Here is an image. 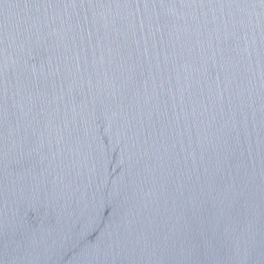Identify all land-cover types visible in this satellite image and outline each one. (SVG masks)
I'll return each instance as SVG.
<instances>
[{
    "label": "water",
    "instance_id": "95a60500",
    "mask_svg": "<svg viewBox=\"0 0 264 264\" xmlns=\"http://www.w3.org/2000/svg\"><path fill=\"white\" fill-rule=\"evenodd\" d=\"M0 264H264V2L0 0Z\"/></svg>",
    "mask_w": 264,
    "mask_h": 264
},
{
    "label": "snow or ice",
    "instance_id": "6c2138e0",
    "mask_svg": "<svg viewBox=\"0 0 264 264\" xmlns=\"http://www.w3.org/2000/svg\"><path fill=\"white\" fill-rule=\"evenodd\" d=\"M261 2H264V0H261Z\"/></svg>",
    "mask_w": 264,
    "mask_h": 264
}]
</instances>
